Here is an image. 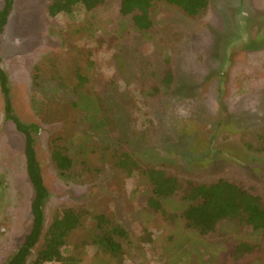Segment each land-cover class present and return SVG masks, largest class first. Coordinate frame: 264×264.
<instances>
[{
  "label": "rangeland",
  "instance_id": "obj_1",
  "mask_svg": "<svg viewBox=\"0 0 264 264\" xmlns=\"http://www.w3.org/2000/svg\"><path fill=\"white\" fill-rule=\"evenodd\" d=\"M120 1L51 17L49 0H14L0 42L9 79L8 95L0 82V264L32 223L25 135L7 101L34 126L51 194L46 226L64 207L87 211L68 237L66 263L264 264L262 232L239 218L202 234L182 216L190 201L160 197L159 209L149 201L150 167L164 165L184 181L225 177L264 197V0H210L195 15L157 2L148 30ZM55 147L70 169L57 167ZM103 212L129 230L121 253L97 242L91 215ZM240 243L251 250L239 254Z\"/></svg>",
  "mask_w": 264,
  "mask_h": 264
},
{
  "label": "trees",
  "instance_id": "obj_2",
  "mask_svg": "<svg viewBox=\"0 0 264 264\" xmlns=\"http://www.w3.org/2000/svg\"><path fill=\"white\" fill-rule=\"evenodd\" d=\"M107 0H49L47 12L51 17L61 13L71 14L76 7L92 10ZM157 2H167L182 8L188 15H195L206 8L210 0H121L120 12L124 16L130 15L136 28L148 30L153 26L151 8ZM14 0H4L0 9V42L1 35L8 23L13 9ZM173 72L169 71L163 79L165 89L171 87ZM86 77H81V83ZM0 82L3 92L9 94V79L7 74L0 70ZM80 83V84H81ZM8 98V96H7ZM7 117L12 119L16 127L25 135V156L27 163L28 178L33 188L31 203L32 223L28 231L22 236L18 248L2 264H28L31 260L34 248L39 245L31 264H45L50 261H63L66 263L67 256L64 249L68 243L70 234L84 224L87 211L72 206L64 207L57 211L55 217L46 226V205L50 197L41 169L40 162L31 132L33 125L20 120L12 113L11 105L7 101ZM125 157H129L126 156ZM53 160L61 171L68 170L73 165V160L60 147H55L52 154ZM125 157L121 163L124 162ZM149 178L153 184L154 196L150 197V203L156 209L161 208L160 197L180 195L182 199L191 204L184 209L182 216L187 220L188 226L197 229L202 234L214 231L218 223L228 218H239L255 230H260L264 236V197L245 183L236 182L221 177L211 182L188 179H180L167 170L165 165L152 166L149 170ZM96 222L97 242L106 251L118 254L123 251V240L128 238L129 230L120 222L111 219L106 213L91 215ZM251 246L240 243L237 251L245 249L250 251ZM239 254H241L239 252ZM71 259V257H69ZM68 258V259H69Z\"/></svg>",
  "mask_w": 264,
  "mask_h": 264
}]
</instances>
